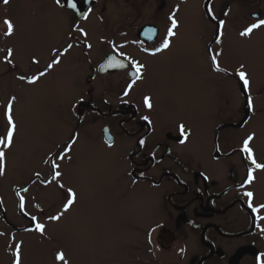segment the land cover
I'll return each mask as SVG.
<instances>
[{"label":"flooded vegetation","instance_id":"1","mask_svg":"<svg viewBox=\"0 0 264 264\" xmlns=\"http://www.w3.org/2000/svg\"><path fill=\"white\" fill-rule=\"evenodd\" d=\"M186 1L189 0H117L118 22L109 25L102 22L106 20L107 2L104 1L99 9L97 5H102L99 0H72L76 5L72 8L61 0L58 5L63 10L65 25H61V34L58 33L57 41L46 51L43 57V60L46 59L45 65L38 66L37 73L44 72L46 75L52 69L55 83H59L60 76L66 75L73 88H81L70 105V111L77 121L70 138L63 145L64 150L66 145H71L68 156L74 146L76 149L79 145L78 127L91 118L108 119L100 125L98 140L91 137V141L110 151L107 157L114 167L105 168V173L116 174V190L122 194L121 189H124L126 196L131 195L135 201L146 204L149 218L139 233L146 244L145 252L151 258L155 257L158 264H264V256L261 255L264 254V231L261 230L264 229V208L254 213L249 207V203L254 208L264 205V168L258 169L251 162L254 159L256 163L264 165V141L252 139L249 142L252 150L250 159L249 154L242 151L246 139L219 138L223 129H244L252 119V109L244 124L235 128L233 125L244 117L243 82L236 73L222 69L219 63L220 71H217L211 60L214 49L226 42L232 33L246 39L264 29L261 26L249 36L241 35L253 23L264 20V0H200L196 17L206 21L207 28L200 27L201 23L191 30L178 31L175 14L186 7L183 5ZM80 5L84 8H79ZM141 5L145 8L142 9ZM146 9L148 19L136 23L137 17ZM209 9L215 19L209 15ZM225 12L228 14L225 15ZM170 17L177 22L174 35L169 37L167 49L156 51L168 36V29L172 26ZM94 19L100 23L93 24ZM221 20L224 21L222 29L219 26ZM74 26L80 29L81 34L73 33ZM87 27H97L102 38H89ZM188 35L191 36L188 39L181 38ZM178 36L176 41L181 46L192 42L193 37L190 48H199L206 43L209 61L205 66L211 71V76L222 75L223 78L232 79L243 102L242 111L235 120L222 121L219 108L215 110L217 117L214 119L213 139H204L202 147L191 141L190 131L182 120L171 128L160 129L157 111L153 109L154 94L140 87V84L151 81L149 66L152 63H168L172 60V53L179 51L178 44L172 46ZM217 38L220 43H216ZM4 53L6 57L7 49H4ZM54 59L62 62V67L56 63L49 69L48 65ZM133 61L143 65L139 80L131 66ZM68 73H71V78ZM108 78L115 79V88L109 84L97 90L92 85L94 80ZM129 84L132 85L130 89ZM246 92L249 96V90ZM106 95L116 99V103L113 104ZM145 97L149 98L151 108L145 105ZM181 124L189 133L183 143ZM104 130L110 133L108 137L104 135ZM73 156H70L72 161L68 162L75 165L76 154ZM57 157L58 150L51 154L50 160L51 168L53 163L59 165L57 169L52 168L49 175L54 181L58 177L53 179V173L61 168L62 161H56ZM121 166L124 167L122 171L118 169ZM249 172L252 174L251 182H248ZM39 177L35 173L27 183L15 189L19 203L24 193L22 189L31 187ZM48 180L40 182L47 185ZM246 192H251L252 197H247ZM20 216L33 221L24 213L20 212ZM1 218L10 225L2 211ZM34 227L23 224L13 228L18 232H27ZM257 257H261V260L258 261Z\"/></svg>","mask_w":264,"mask_h":264},{"label":"rangeland","instance_id":"2","mask_svg":"<svg viewBox=\"0 0 264 264\" xmlns=\"http://www.w3.org/2000/svg\"><path fill=\"white\" fill-rule=\"evenodd\" d=\"M104 1L107 10L106 20L102 22L115 25L118 2L99 0L102 5L97 8L101 9ZM199 2L186 1L183 4L186 7L177 11L178 31L191 30L201 23L200 27L207 28V22L196 17ZM141 8L145 6L141 5ZM62 11L56 0H10L7 5L2 2L0 6V135L7 131L5 109L12 97H15L12 115L17 125L14 145L6 150V172L0 176V264H14L17 245L20 246V264H158L155 257L151 258L145 252L146 244L139 233L149 218L146 204L135 201L131 195L126 196L124 189H121L122 197L115 187L116 174L105 173V168L114 167L107 157L110 151L91 141V137L98 140L100 125L107 118H91L78 127L79 145L61 161L58 179L49 178L51 154L56 150L59 154L64 152L63 145L77 121L70 105L75 93L81 90L73 88L66 75L60 76L59 83H55L52 69L44 76L37 73L38 66L45 65L43 57L57 41L61 25H65ZM148 15L147 9L144 10L141 16H136V23L146 21ZM5 19L15 27L12 36L4 35L7 30ZM92 23L100 22L94 19ZM73 29L76 35L81 34L77 26ZM85 29L89 30V38H102L97 27ZM252 35L244 39L232 33L226 42L214 49L215 54H220L217 59L222 69L237 73L240 66H244L242 70L250 81L248 90L253 101L252 119L248 125L241 130L223 129L219 133L220 139L252 136L264 141V29ZM177 39L179 36L172 46L178 44ZM192 42L178 44L179 51L172 53L168 63H152L149 66L151 81L140 87L154 94L153 109L157 111L160 129L171 128L182 120L190 131L191 141L202 147L204 139H213L215 110L219 108V115L223 116L220 120H235L242 111L243 102L232 79L211 76L205 66L209 61L206 43L199 48H190ZM8 48L13 50L11 63L4 57V49ZM37 59L40 63H33ZM59 66L62 67V62ZM68 75L71 78V73ZM21 76L25 79L18 78ZM32 77H38L35 83L28 82ZM109 84L115 88L117 82L114 78L92 82L97 90ZM106 97L116 103L113 97ZM226 114L229 117L225 118ZM115 130L118 132L119 129ZM75 154V165L70 164V156ZM56 161H59L58 157ZM123 168L118 169L122 171ZM35 173L40 177L22 194L24 208L21 210L15 189L27 183ZM45 179H49L48 184L42 185L40 181ZM68 188L77 194L76 203L59 220L49 219L61 214ZM1 211L10 225L1 218ZM20 212L36 217L32 230L18 232L13 228L30 224ZM37 223L44 225L43 233L36 230ZM58 254H63L64 259L58 260Z\"/></svg>","mask_w":264,"mask_h":264},{"label":"snow or ice","instance_id":"3","mask_svg":"<svg viewBox=\"0 0 264 264\" xmlns=\"http://www.w3.org/2000/svg\"><path fill=\"white\" fill-rule=\"evenodd\" d=\"M2 2L5 5H7L8 3H10V0H2ZM60 2H61V0H57V4H60ZM69 6L72 7V8L76 7L75 3L72 2V0H69ZM224 14L227 15L228 13L225 12ZM209 15L212 16L213 19H215V17L212 15L211 9H209ZM170 19H171L172 26L168 29V36L164 38L161 47L158 48L156 51H162V50L167 49L169 47V44H170L169 37L174 35L173 29L177 27L176 20L173 19L172 17H170ZM4 24L6 25V29H7L4 32V35L5 36H12L14 34V31H15V27H14L13 23L10 20L5 19L4 20ZM223 25H224V21L223 20L219 21V26H220L221 29L223 28ZM261 26H264V20H260L258 23H253L248 28H246L243 32H241V35L242 36H249L253 32L254 29H258ZM216 43H220V39L219 38L216 39ZM68 47L71 48L72 45H68ZM89 47H90V45H89ZM12 55H13V50L12 49H7V55L5 57V60L8 63L12 62L11 61ZM219 55H220L219 53H216V54L212 55V57H211L212 65H213V67L216 68L217 71H220L219 66H218V61H217V58H218ZM33 63H37V61L34 60ZM56 63H59L58 59H54L52 61V63H50L48 65V68L51 69L53 67V65L56 64ZM117 66L123 67V65H117ZM131 66H132V68L135 71L136 79L137 80L141 79V70L143 68V65L133 61L131 63ZM240 67H241V70H238L236 75H238L240 80L243 82L245 90L248 91L249 86H250V81H249V79L246 78V72L242 70L244 68V66L241 65ZM43 75H45L44 72L39 73V76H43ZM19 78L21 80L25 79L24 76H21ZM37 79H38V77H32L31 79H29L28 82L29 83H35ZM133 83H135V81H133ZM128 87L130 89L132 87V85L129 84ZM125 95H127V92L125 93ZM14 100H15V97H12L8 101L7 107L5 109V118L7 120L8 127H7L6 134L3 135V136H0V176L5 175V172H6V150H10L13 147V145H14V136H15V133H16V130H17V125H16V123H15V121L13 119V115H12ZM145 105L147 107H149V108H151V106H152L148 97H145ZM248 108L250 110L253 108V101H252V97L250 95L248 96ZM145 119H147V117H145ZM179 127H180V134L184 138V139L181 140V143H183L187 139L189 133L187 132V130L185 129L183 124H181ZM252 139H253V137L249 136L244 141V145H243V148H242L243 152H246V153L249 154V158L250 159H251L252 150L249 147V142ZM141 143H143V141H141ZM70 150H71V145H66L64 152L60 153L58 158L63 160ZM52 159L54 160L55 158H52ZM251 162L258 169L264 168V165L256 163V161L254 159H252ZM52 168L53 169H57V168H59V165L56 164V163H53L52 164ZM36 175L38 176L39 173H37ZM60 175H61V173L59 171H54L53 179H55L56 177H59ZM251 180H252V174H251V172H249V181L248 182H251ZM60 187L63 188L64 185H60ZM22 190L24 192L28 191L27 188H24ZM17 195H19V193H17ZM245 195L247 197L251 198L253 194L251 192H246ZM76 200H77V194L75 193V191L73 189L68 188L67 189L66 203H64V205H63V209H62L61 214H58V215H55V216H51V217H49V219H51V220H59L61 218V215L64 212H67L76 203ZM249 207L252 208V211L254 213H258L260 211V208H264V205H260L258 208H254L252 206V204L249 203ZM20 208H21V210H23V208H24V197L23 196H20ZM32 219L35 220L36 217H32ZM36 230H38L39 232L43 233L44 225L37 223L36 224ZM261 230L264 231V229H261ZM16 248H17V250H16V254H15L14 264H20V255H19L20 246L17 245ZM261 255L264 256V254H261ZM57 259L58 260H63L64 259L63 254H58ZM257 260L260 261L261 257H257ZM65 264H66V262H65Z\"/></svg>","mask_w":264,"mask_h":264},{"label":"water","instance_id":"4","mask_svg":"<svg viewBox=\"0 0 264 264\" xmlns=\"http://www.w3.org/2000/svg\"><path fill=\"white\" fill-rule=\"evenodd\" d=\"M64 2L66 4V6H69V0H64ZM79 8L82 9V8H84V6L80 5ZM241 87H242V92L244 93V96H245L244 117L238 123L233 125L235 128L241 127L244 124V122L248 119V116H249V113H250V109L248 108V95H247V92H246L243 84H242ZM104 134H105L106 137H108L110 135V133L105 131V130H104Z\"/></svg>","mask_w":264,"mask_h":264}]
</instances>
